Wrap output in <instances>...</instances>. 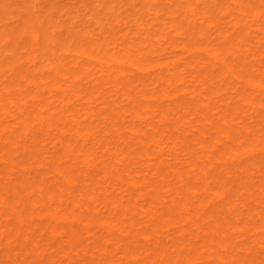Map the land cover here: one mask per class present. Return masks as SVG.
<instances>
[{
	"label": "bare ground",
	"instance_id": "1",
	"mask_svg": "<svg viewBox=\"0 0 264 264\" xmlns=\"http://www.w3.org/2000/svg\"><path fill=\"white\" fill-rule=\"evenodd\" d=\"M0 236L264 264V0H0Z\"/></svg>",
	"mask_w": 264,
	"mask_h": 264
},
{
	"label": "rangeland",
	"instance_id": "2",
	"mask_svg": "<svg viewBox=\"0 0 264 264\" xmlns=\"http://www.w3.org/2000/svg\"><path fill=\"white\" fill-rule=\"evenodd\" d=\"M22 240L13 245L14 251L9 248V237L2 238L0 236V264H68V261L63 259L62 256L66 253L65 249L61 245V241L53 243L52 247L49 248L45 244L50 242L49 236L46 241H41L37 246L31 245L26 246L22 244ZM92 247L95 245H91ZM32 249L27 251V249ZM53 251V255H49ZM46 254L45 259L40 260L37 257V253ZM19 254V257L16 255ZM77 257H72L73 264H78ZM55 261V263H54Z\"/></svg>",
	"mask_w": 264,
	"mask_h": 264
}]
</instances>
